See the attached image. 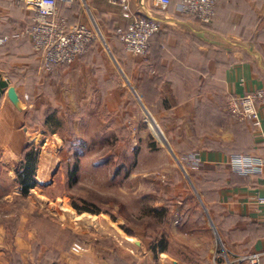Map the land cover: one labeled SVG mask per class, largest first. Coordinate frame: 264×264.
<instances>
[{"label": "crops", "instance_id": "1", "mask_svg": "<svg viewBox=\"0 0 264 264\" xmlns=\"http://www.w3.org/2000/svg\"><path fill=\"white\" fill-rule=\"evenodd\" d=\"M179 1L160 7L129 0L136 14L161 23L143 57L124 51L115 35L125 24L117 7L73 1L71 10H61L67 19L109 33L108 41L96 39L81 58L46 72L31 41L20 36L32 11L18 0H0V148L4 155L18 152L33 141V122L45 133L53 123L50 138L58 145L62 138L76 141L82 160L93 155L90 170L107 164L110 179L131 184L136 195L141 180L155 187L154 210L168 209L159 231L165 249L153 253L158 241L138 237L140 255L122 246L132 253L123 252V264H251L242 258L256 252L264 264V212L257 202L264 173L241 174L228 163L232 154H264V104L257 130L228 110L230 99L264 87V0H216L210 24L180 13ZM10 86L18 108L7 96ZM154 125L165 146L153 139ZM189 186L205 212L189 210ZM114 252L90 244L50 264H121Z\"/></svg>", "mask_w": 264, "mask_h": 264}, {"label": "rangeland", "instance_id": "2", "mask_svg": "<svg viewBox=\"0 0 264 264\" xmlns=\"http://www.w3.org/2000/svg\"><path fill=\"white\" fill-rule=\"evenodd\" d=\"M99 35L98 39L106 42L110 34L102 32ZM146 122L151 126L149 120ZM37 124L33 122V126H29L34 128L30 131L33 141L22 146L20 151L15 149L13 154L4 155L0 148V264H50L62 253H75L73 247L79 250L80 247L100 243L113 249L118 262L123 264V252L132 254L123 247L139 256L134 240L143 236L158 239L164 226V213L168 209L163 204L154 211L152 189L155 187L150 188L141 180L140 193H132L131 184L120 186L121 181L110 179L113 172L107 164L101 169L98 163L95 170H90L93 155L82 160L84 154L75 156L67 151L69 140L62 138L61 145L56 144V139L50 138L53 123L49 129L46 128L48 133L39 132ZM154 127L157 134L153 132V139L165 146L163 136ZM35 131H38L36 136ZM153 139L148 138L149 141ZM28 145L38 148L39 155L36 184L23 194L17 183L16 171L23 149ZM101 152H96L97 158L103 156ZM76 160L78 167L72 173ZM126 173L122 171L119 174L120 180L127 177ZM147 173L144 177L146 182L152 177L149 176L150 170ZM189 187V210L205 212V203L197 188ZM73 204L90 211L78 212Z\"/></svg>", "mask_w": 264, "mask_h": 264}, {"label": "built area", "instance_id": "3", "mask_svg": "<svg viewBox=\"0 0 264 264\" xmlns=\"http://www.w3.org/2000/svg\"><path fill=\"white\" fill-rule=\"evenodd\" d=\"M18 1L32 11L31 23L21 30L20 36L27 37L31 41L40 68L46 72H52L61 65L70 64L81 58L100 36L94 27L81 21L68 24L66 18L60 15L58 2L71 3L75 0ZM215 1L180 0L178 10L202 24H210L215 17ZM107 2L117 7L125 20L124 25L115 29L124 51L134 56H146L150 38L160 30L161 23L154 17L136 14L131 10L129 0H107ZM155 2L160 7H165L171 0H155ZM261 104H264V87L246 91L238 99H230L228 110L234 118L248 121L257 130L261 127L259 115ZM228 163L241 174L264 173V154H232ZM257 202L264 212V196L258 197ZM262 223L264 225V213ZM73 249L77 251L76 247ZM262 255L256 252L242 259H248L251 264H258Z\"/></svg>", "mask_w": 264, "mask_h": 264}, {"label": "trees", "instance_id": "4", "mask_svg": "<svg viewBox=\"0 0 264 264\" xmlns=\"http://www.w3.org/2000/svg\"><path fill=\"white\" fill-rule=\"evenodd\" d=\"M74 3L75 2L68 3L65 1H59L58 2L59 13H60V15H62L63 17L66 18L68 24H72V23H75L78 21L68 20L66 17L67 16L66 13L62 12V11L63 10L64 11L71 10L73 8L72 6ZM115 29H114V33L116 35ZM152 36H151V38H152ZM151 38H150V41H151ZM149 48H150V46H149ZM67 151L72 152L75 156H78V154L80 153V145L77 144L76 141L71 140V141L67 142ZM38 155H39V150L34 145H28L23 149L22 159H21V161L18 165L17 171H16L17 183L19 185L20 191L23 194H27L29 189L32 188L36 184L35 171H36V167H37ZM77 162H78V160H76V164L71 168L72 173L77 170V167H78ZM73 206L77 209L78 212L90 211L88 208L79 207L76 204H73ZM154 211H157V210H154ZM162 214H163V212L160 213V215H162ZM165 214L166 213H164V215ZM153 240L158 241V243L152 247L153 253H156L157 247L160 250L165 249L166 241H165V237L163 234H159L158 239L156 237H154Z\"/></svg>", "mask_w": 264, "mask_h": 264}, {"label": "water", "instance_id": "5", "mask_svg": "<svg viewBox=\"0 0 264 264\" xmlns=\"http://www.w3.org/2000/svg\"><path fill=\"white\" fill-rule=\"evenodd\" d=\"M7 96L9 98V100L12 102V104L18 108L19 107V97H18V94H17V92L13 86H10L7 89Z\"/></svg>", "mask_w": 264, "mask_h": 264}]
</instances>
